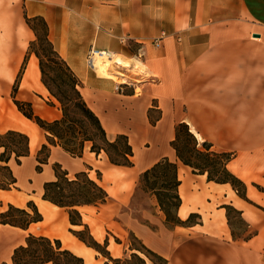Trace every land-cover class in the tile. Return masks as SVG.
<instances>
[{
	"label": "crops",
	"instance_id": "0c3cea01",
	"mask_svg": "<svg viewBox=\"0 0 264 264\" xmlns=\"http://www.w3.org/2000/svg\"><path fill=\"white\" fill-rule=\"evenodd\" d=\"M34 17L47 22L49 39L81 81L108 138L128 136L132 165L112 163L88 142L82 156L52 144L37 170L47 132L15 103L18 76L16 98L31 102L36 114L53 120L62 110L42 80L39 58L29 50L37 35L27 18ZM157 37L159 44L153 42ZM92 47L132 59L129 68L120 66L129 77L99 75L88 62ZM179 122L216 150L231 153L227 167L246 183L247 198L230 182L193 172L178 157L171 142ZM9 129L28 134L29 154L20 163L0 159L16 178L11 188L0 187V208L25 207L29 196L55 179L59 163L71 176L87 170L107 190L104 203L78 209L93 237L108 240L111 256L126 253L133 233L165 264H264V0H0V132ZM163 158L178 166V216L186 220L197 213V222L169 225L151 191L143 193L141 206L134 204L141 173ZM97 170L99 178L92 173ZM35 200L42 220L27 229L0 225V264H15L14 249L29 233L59 238L86 264H117L98 262L99 251L70 230L84 225L72 224L67 208L43 196ZM227 204L241 211L245 234L229 223Z\"/></svg>",
	"mask_w": 264,
	"mask_h": 264
},
{
	"label": "trees",
	"instance_id": "16d2710c",
	"mask_svg": "<svg viewBox=\"0 0 264 264\" xmlns=\"http://www.w3.org/2000/svg\"><path fill=\"white\" fill-rule=\"evenodd\" d=\"M38 20L44 29L43 38L34 24ZM27 21L37 35V38L30 42L29 50L39 58L42 80L51 94L57 98L62 110L61 117L53 120H48L36 114L31 102L16 98L20 79V75L18 76L12 91L15 103L27 117L36 121L47 132L48 143H44L37 154V170L41 171L43 164L47 162L52 144L62 146L73 156H82L88 142L91 144V150L97 154L104 150L112 163L132 165L133 147L128 136L118 134L112 140L108 138L101 119L88 105L82 94L81 81L49 39L47 22L42 17L27 18ZM43 43L47 44L52 60H57L66 69V72L56 73L53 76L54 85L46 77V63L49 59L37 47V45ZM171 144L175 148L178 157L185 164L191 166L193 172L207 173L209 180L230 182L240 196L247 198L246 183L227 167V162L232 156L231 153L225 151L211 153L208 149L212 147V144L208 141H203L201 144L203 148H201L198 137L191 131L186 122H179L176 125V135ZM0 147L3 148L0 155L1 161L8 162L14 157L20 163L21 158L29 154V136L14 129L0 132ZM54 170L55 179L44 183L43 198L67 208L72 224L84 225V229L80 230L71 228L79 239L101 253L108 252L107 249H103V246L107 247L108 240L106 239L104 243H101L93 237L88 225L83 223L81 212L78 209V206L84 204L99 205L104 203L109 196L107 190L97 179L92 178L87 170H81L71 176L59 163L54 164ZM99 175L100 172L98 178ZM15 182L16 178L10 166L0 163V187L9 189ZM140 184H143L148 191L156 195L161 209L166 214L167 221L172 224L197 222V220H192L194 216L199 217L197 213H191L186 220L181 219L177 214L182 199L178 190L180 180L178 178V166L175 161L168 158L159 160L141 173ZM225 206L231 225L234 226L233 213L243 222L240 210L229 204ZM42 219L43 215L33 200H29L25 207L8 203L7 208H0V225L11 224L27 229L31 223ZM85 231L89 233V238L84 235ZM146 250V254L150 259H152L151 256L164 259L152 249L146 248ZM132 255L140 260V264H146L144 257L136 252H133ZM108 257L117 264H124L121 263L120 258L115 259L110 254ZM12 259L15 264H43L46 262H52L53 264H86L82 256L64 247L59 238L33 233L28 234L25 244H21L14 249Z\"/></svg>",
	"mask_w": 264,
	"mask_h": 264
},
{
	"label": "rangeland",
	"instance_id": "374dc122",
	"mask_svg": "<svg viewBox=\"0 0 264 264\" xmlns=\"http://www.w3.org/2000/svg\"><path fill=\"white\" fill-rule=\"evenodd\" d=\"M35 26L39 29L40 31V34H41V37L43 38L44 37V29H43V26L41 24V22L38 20V21H35L34 22ZM37 47L40 49L41 53H43L44 55H46L49 59V61L47 60V63H46V77L51 81V83L54 85V82L52 81L53 79V76L56 74V73H62V72H66V69H65V66L59 62H57V60H52V56H50V52H49V49H48V46L47 44L43 43L41 45H37ZM43 48H47V49H43ZM122 66V65H120ZM122 68V67H121ZM123 72L124 69L122 68ZM127 72V71H126ZM125 72V73H126ZM132 73V72H131ZM127 74V73H126ZM134 75V74H133ZM117 80V79H116ZM119 81V80H117ZM198 142H199V145L201 148H203V146L201 145L203 143L202 140H200L198 138ZM211 153H220L221 151L219 150H216L215 148L213 147H210L208 149ZM44 155V154H42ZM93 175H95L97 173V175L99 174V170L97 171H93L92 172ZM15 185V184H14ZM13 185V186H14ZM139 188L137 189V192L135 194V200H134V204L136 206H141L142 202H143V193L145 192H149L147 190V188L143 185V184H139L138 186ZM43 195V192L41 191H36L35 195L34 196H29V200H33L34 202L36 201L35 199L39 196H42ZM27 201V202H28ZM27 205V203H26ZM25 205V206H26ZM7 208V205H5L4 207H1V209H5ZM192 220H198V217L197 216H194L192 218ZM167 223L171 226H174V224H172L171 222L167 221ZM233 224H234V227H235V232H237L238 235L240 234H245V231H246V228L247 226H245V224L238 218V216H236L235 213H233ZM72 228V227H71ZM70 228V230H71ZM74 230H80V229H84V227H81L79 229H75V228H72ZM72 231V230H71ZM74 233V232H73ZM84 235L89 238V233L87 231L84 232ZM241 235V236H242ZM117 241L118 242H123V239L120 238V237H117ZM127 241V247H126V253L123 254L121 257H114L112 256L113 258H120L121 259V263H124V264H140V260L133 256L132 253L133 252H136L138 255L142 256L140 252H143L147 258L150 259V257H148V255L146 254L147 250L146 248H149L146 244H144L138 237H136L133 233L129 234L128 235V238L126 239ZM105 242V241H104ZM102 242V243H104ZM129 244V245H128ZM65 247V246H64ZM103 249L104 250H109L108 247H105L103 246ZM150 249V248H149ZM110 251V250H109ZM109 251L108 252H105V253H101V252H97L96 253V258L98 259V262L99 260L101 261H107V262H114L116 263L114 260H111L109 259ZM111 254V252H110ZM151 256V255H150ZM143 257V256H142ZM151 260L154 262V264H165V260L164 259H161V258H158V257H154V256H151Z\"/></svg>",
	"mask_w": 264,
	"mask_h": 264
},
{
	"label": "bare ground",
	"instance_id": "6f19581e",
	"mask_svg": "<svg viewBox=\"0 0 264 264\" xmlns=\"http://www.w3.org/2000/svg\"><path fill=\"white\" fill-rule=\"evenodd\" d=\"M133 60L123 56V54L111 52L110 56L101 54L100 52L94 54V69L99 75L117 79L119 81L125 80L129 77L125 72H123L120 65L129 68ZM251 195L257 198L254 190H252ZM186 208H182L181 213L185 214Z\"/></svg>",
	"mask_w": 264,
	"mask_h": 264
},
{
	"label": "built area",
	"instance_id": "2783aa9c",
	"mask_svg": "<svg viewBox=\"0 0 264 264\" xmlns=\"http://www.w3.org/2000/svg\"><path fill=\"white\" fill-rule=\"evenodd\" d=\"M161 38L162 37H157V38L154 39L153 42L155 44H159ZM121 41L122 42H126L127 41V38L126 37H121ZM98 52H100L101 54H105V55L110 56V54H111L112 51L107 50V49H97V48H93L92 47V49L90 50L89 55H88V62L90 64V66L93 67V68H94V54L95 53H98ZM141 55H142V53H141Z\"/></svg>",
	"mask_w": 264,
	"mask_h": 264
}]
</instances>
